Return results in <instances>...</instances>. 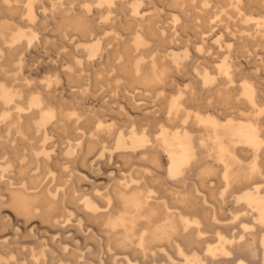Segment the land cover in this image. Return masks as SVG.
I'll list each match as a JSON object with an SVG mask.
<instances>
[{"label": "bare ground", "instance_id": "obj_1", "mask_svg": "<svg viewBox=\"0 0 264 264\" xmlns=\"http://www.w3.org/2000/svg\"><path fill=\"white\" fill-rule=\"evenodd\" d=\"M215 31L225 50L212 52ZM40 44L69 50L37 63ZM170 46L193 50L181 73L194 81L178 82ZM136 152L150 168L97 184L102 165ZM0 196L25 232L38 219L63 239L82 233L64 226L70 211L98 232L83 253L11 242L0 264H264V0H0Z\"/></svg>", "mask_w": 264, "mask_h": 264}, {"label": "rangeland", "instance_id": "obj_2", "mask_svg": "<svg viewBox=\"0 0 264 264\" xmlns=\"http://www.w3.org/2000/svg\"><path fill=\"white\" fill-rule=\"evenodd\" d=\"M84 7L85 6L83 5V8ZM48 34H49L48 36L51 37V34H54V33L49 32ZM35 39L40 41L43 39V36L41 34H36ZM56 40H57L56 37H52V38H49L48 42L49 43L56 42ZM225 41H227V38H225V36H223L222 32L220 31L213 32L208 40V42L212 45L211 47L212 52L225 50V46H220L221 45L220 42L225 43ZM48 45L44 47L43 44H40L35 50L34 56H35V61L37 63H42L45 60L53 61L54 59L53 57L56 56L58 52H62V51L66 52L67 50H69V49H61L59 45L58 46H52L51 44H48ZM86 48L87 46L85 45V43H76L74 46V49L76 51L85 50ZM168 52H169L168 54L169 64L176 70V76L178 77L177 78L178 82L183 85V84H188L191 81H194L193 79L191 80L189 76H182V73H181L182 66H183L182 63L184 61L192 60L193 50L189 47L180 48V47L170 46L168 48ZM213 57H215L216 61L219 60L217 55H214ZM190 70L192 74L203 79V84L207 86H216L217 83L219 82L218 74L215 71H211L206 68L202 69L200 61H195L190 66ZM45 72L46 71L43 68L39 69L40 76L43 75ZM142 102L143 101H141L140 103ZM129 115L131 116L132 114L129 112L128 116ZM106 119L109 120V118H106ZM115 121L116 123H119L120 121L119 117H117ZM132 127L135 128L137 126L136 124H132ZM115 129H117V126H115ZM250 148H251L250 146H247L246 151H248ZM134 156H135V159H133L128 166H123L120 162H115V161L102 165L103 170H101V172L98 173L100 175L99 177H97L98 178L97 184L104 185L103 187H105L106 186L105 178L107 175H109L112 179H114L111 181V184L123 183L126 179L129 178V173L132 172L134 169H137V168L143 169V168L151 167L149 161L139 160L138 158L139 153L137 152L134 153ZM160 162L163 164V169H165L168 163V160L166 159V157L161 158ZM2 167L5 168L7 175L9 176L15 175L14 168L8 165L7 166L3 165ZM77 167L78 168L76 169L74 168L76 175L82 176L85 180L94 181V179H92L84 170L80 168V166H77ZM66 169L68 170L69 168H66ZM35 173H39V171H35ZM55 177H56L55 174L50 172L49 175L45 176L44 178L45 180L43 181V183L47 184L49 183V181H51ZM172 179L174 178H171L170 180ZM2 180L7 181L8 177H3ZM210 184L212 186H215L217 183L215 181H211ZM84 189L86 190L87 193L89 192L88 187H85ZM101 193H102V188L96 189L94 192L95 195H100ZM0 198L5 201L7 199L4 197L2 198L1 196ZM229 199L231 198H228V200ZM83 202L84 201L79 200L77 204L79 206H82L84 204ZM10 211L11 210L5 206L3 208L2 215L0 216V224L1 223L3 224V229H0V254L2 255L7 254V251L5 250L7 248V245L10 244L11 242H16V244L18 245L17 249L20 251L21 250L29 251L32 248H38L40 245L39 239L41 240V236H47L43 239L45 243L50 241V240H47L48 237L53 238L54 242L64 241V243L60 242V245H62V247H65L67 252H69V250H72V249H77L80 253L94 250L93 245L90 244V245L83 247V243L85 239H88V236L92 234L98 235V232L95 229V227H93V224L86 221L81 215L78 214V212L70 211L69 216L64 226L69 227L71 229L72 227L74 229V227L78 226L80 227V230L82 233L76 234L73 230H70L65 234V239H63L60 235L51 232L48 229L51 227H48L49 225L47 224L43 225V227L45 228L43 227L40 228L38 224V219H35L32 222H29L26 226L27 231L25 232V226L22 224L21 221L17 222L12 216ZM108 211H110L109 208H100L97 210V212L100 214L107 213ZM226 211L228 212V216H232V214L230 213V209H228V207H226ZM37 212L39 213V209H37ZM98 239L101 243L105 240L104 238H101L99 236H98ZM233 241H237V240H233ZM70 242L74 243L75 246H72ZM19 257L21 256L19 255ZM233 257H235V260H233L231 264L232 263L241 264L240 261L241 259L244 258L243 255L239 254L238 256L236 255V253H233L232 258Z\"/></svg>", "mask_w": 264, "mask_h": 264}]
</instances>
